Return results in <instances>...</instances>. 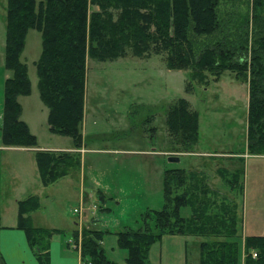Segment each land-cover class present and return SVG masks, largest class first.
Listing matches in <instances>:
<instances>
[{
    "label": "trees",
    "instance_id": "trees-1",
    "mask_svg": "<svg viewBox=\"0 0 264 264\" xmlns=\"http://www.w3.org/2000/svg\"><path fill=\"white\" fill-rule=\"evenodd\" d=\"M233 1L6 0L4 67L10 76L3 83L1 147H36L17 101L29 91L20 53L26 32L34 29L40 34L35 72L47 124L53 133L70 137L75 148L81 137L86 58L109 61L131 52L161 55L167 69L188 71L199 84L207 74L217 79L224 71L246 79V151L264 155V0H240V23L231 29L224 6ZM165 125L182 152L197 142V116L186 100L177 98L167 108ZM34 162L44 187L79 165L68 152L35 151ZM198 194L209 195L201 177L166 170L162 207L146 210L138 227L123 226L114 233L117 247L126 251L125 264H146L150 247L166 235L201 238L198 264H239L240 249V264H264V235L244 236L239 246L232 210L221 205L211 214ZM183 207L189 208V218L180 216ZM38 209L35 196L18 201L15 229L24 234L37 263L49 264L48 245L56 230L32 226L29 215ZM106 233L71 231L80 264H118L101 246Z\"/></svg>",
    "mask_w": 264,
    "mask_h": 264
},
{
    "label": "rangeland",
    "instance_id": "rangeland-1",
    "mask_svg": "<svg viewBox=\"0 0 264 264\" xmlns=\"http://www.w3.org/2000/svg\"><path fill=\"white\" fill-rule=\"evenodd\" d=\"M224 9L232 29L240 23L244 7L234 0ZM5 18L6 0H0V123L3 83L10 76L4 67ZM39 54L40 34L29 29L20 53L29 91L17 101L20 120L34 135L36 147L0 150L1 225H14V200L35 196L39 209L31 215V224L56 230L52 241L74 249L70 237L74 229L106 231L101 239L105 255L125 264L126 251L117 247L114 233L123 226L138 227L146 210H159L164 172L183 169L201 177L207 186L209 195L197 198L208 202L211 214L221 205L232 210L239 246L244 236L264 235V155L246 151V79L224 71L217 79L207 74L199 84L188 71L167 69L161 55L153 53L128 52L109 61L86 58L81 137L75 148L70 137L53 133L47 124L35 72ZM177 98L186 100L197 116V142L187 152L166 132V110ZM43 149H74L71 154L79 162L74 175L42 186L34 152ZM168 157H176L177 162H168ZM76 209L78 218L73 214ZM179 214L189 218L190 210L183 207ZM200 241L162 236L150 247L146 264H198Z\"/></svg>",
    "mask_w": 264,
    "mask_h": 264
},
{
    "label": "crops",
    "instance_id": "crops-1",
    "mask_svg": "<svg viewBox=\"0 0 264 264\" xmlns=\"http://www.w3.org/2000/svg\"><path fill=\"white\" fill-rule=\"evenodd\" d=\"M1 149L2 147H0V150ZM19 149H35V148H19ZM42 151H46V150L43 149ZM49 151L68 152V153L75 152L74 149H70L66 151L61 150V149H55V150H49ZM77 152L79 153V151ZM68 175L73 176L74 175L73 170H71ZM65 177H62L56 180L54 183H56L57 181L61 179H64ZM54 183L50 185H53ZM82 198H83L82 195H80L78 199L79 206L80 204H82V200H83ZM18 201L19 200H14V204L16 205ZM81 208L82 206L80 207V209ZM32 214H34V212L29 215L30 219H31ZM77 218H78V215H77ZM31 223H32V219H31ZM15 225H16V221L14 225H9V226H3L0 223V226H1V229H0V258L2 262L4 264H38L31 250L29 249L27 245L24 234L22 233V231L15 229ZM74 226H78V224H74ZM70 247L71 246L69 244H66L64 248L59 244V242L51 240L49 242L48 251H47L48 258H49V264H80L78 251Z\"/></svg>",
    "mask_w": 264,
    "mask_h": 264
},
{
    "label": "water",
    "instance_id": "water-1",
    "mask_svg": "<svg viewBox=\"0 0 264 264\" xmlns=\"http://www.w3.org/2000/svg\"><path fill=\"white\" fill-rule=\"evenodd\" d=\"M167 161L168 162H177V158L176 157H168Z\"/></svg>",
    "mask_w": 264,
    "mask_h": 264
},
{
    "label": "built area",
    "instance_id": "built-area-1",
    "mask_svg": "<svg viewBox=\"0 0 264 264\" xmlns=\"http://www.w3.org/2000/svg\"><path fill=\"white\" fill-rule=\"evenodd\" d=\"M73 214L78 215L79 214V211L77 209L76 210H73ZM253 257H254V254H253Z\"/></svg>",
    "mask_w": 264,
    "mask_h": 264
}]
</instances>
